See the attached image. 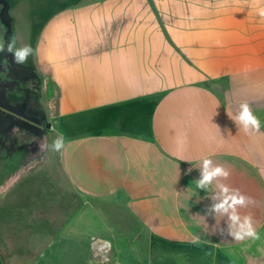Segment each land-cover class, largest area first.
<instances>
[{"label":"crops","instance_id":"0c3cea01","mask_svg":"<svg viewBox=\"0 0 264 264\" xmlns=\"http://www.w3.org/2000/svg\"><path fill=\"white\" fill-rule=\"evenodd\" d=\"M32 3L14 37L33 49L21 66L40 80L65 180L86 204L31 264H264V0ZM244 102L258 133L235 123ZM205 157L230 173L207 191L194 183ZM217 183L254 201L238 213L260 240L205 215Z\"/></svg>","mask_w":264,"mask_h":264},{"label":"rangeland","instance_id":"374dc122","mask_svg":"<svg viewBox=\"0 0 264 264\" xmlns=\"http://www.w3.org/2000/svg\"><path fill=\"white\" fill-rule=\"evenodd\" d=\"M7 3L11 18L9 40L16 36L24 40V26L28 20L24 15L32 11L34 16L33 8L36 9L37 4L32 0H9ZM4 33L5 28L0 23L2 42ZM57 135L54 127L48 129L40 141L45 147L34 161L21 168H12L8 173L0 163L1 264H31L37 255L36 245L43 235L56 234L57 225L62 226L73 216L76 219L83 216L85 198L67 184L60 165V153L50 147ZM59 244L67 242L60 241L56 246ZM55 254L69 260L68 252Z\"/></svg>","mask_w":264,"mask_h":264},{"label":"clouds","instance_id":"9594fccd","mask_svg":"<svg viewBox=\"0 0 264 264\" xmlns=\"http://www.w3.org/2000/svg\"><path fill=\"white\" fill-rule=\"evenodd\" d=\"M257 14L264 19V7H259ZM8 52L13 55L14 62L18 65L26 63L28 57L33 54V49L30 45L16 47L15 39H10L7 43L0 41V53ZM235 123L242 126L246 134L253 132L258 133L261 128L260 119L253 114L247 102L239 105V111L235 117ZM45 145H41L43 149ZM55 152H61L65 147L63 135H57L56 139L50 146ZM189 172L191 169L188 170ZM230 173L222 165H214L210 158H203L200 166V176L194 181L195 187L199 190L207 191L212 186L214 181H219L221 178L227 179ZM218 192L214 193L210 198L211 206L205 210V215L218 214L227 216L229 223L227 224V233L234 240L243 241L250 239L253 241L260 240V234L253 226L252 217L245 216L241 219L238 213L239 208L247 207L249 203H254L250 197H245L239 190L230 189L227 185L217 183ZM223 234V228L219 229ZM199 237L194 238L193 243H199Z\"/></svg>","mask_w":264,"mask_h":264},{"label":"flooded vegetation","instance_id":"af4514ba","mask_svg":"<svg viewBox=\"0 0 264 264\" xmlns=\"http://www.w3.org/2000/svg\"><path fill=\"white\" fill-rule=\"evenodd\" d=\"M6 53L4 52L0 56V84L6 90L9 100H12L14 96L17 97L10 103V107H13L21 115L42 122L40 129H26L16 117L0 114V163L9 173L10 169L21 168L38 157L41 150L40 141L48 130L45 129V124L47 122L51 124V122L41 118L42 110L38 105L40 80L36 75L25 80V75L19 74L18 76L22 78L21 81L15 84L8 82L7 76L15 73L5 58ZM11 88H14V93L17 92V94L9 92L8 90ZM11 125L14 126L11 127Z\"/></svg>","mask_w":264,"mask_h":264},{"label":"water","instance_id":"95a60500","mask_svg":"<svg viewBox=\"0 0 264 264\" xmlns=\"http://www.w3.org/2000/svg\"><path fill=\"white\" fill-rule=\"evenodd\" d=\"M1 8H0V23L4 26L5 28V33H4V42L9 41V36L11 34V18L9 16V5L6 0H0ZM5 58L7 62L10 65V68L14 70L15 74H9L7 76L8 82L9 83H17L22 80L19 74L25 75V80H27L30 76H34L35 74L33 71L28 68V67H23L21 65H18L14 62L13 55L11 53H6ZM14 88L9 89V92L14 93ZM17 94V92L14 93V95ZM19 98V97H18ZM17 97L14 96L12 100H9L7 98V92L4 89L3 85L0 84V114L5 115V116H10V117H16L17 119L20 120V122L25 126V128H36L40 129L42 126V122L39 120H33L31 118H28L24 115L19 114L13 107H10V103L15 101ZM44 120H46L45 114L42 112V117ZM14 125H11V127ZM51 124L47 122L45 124V129H50Z\"/></svg>","mask_w":264,"mask_h":264},{"label":"built area","instance_id":"2783aa9c","mask_svg":"<svg viewBox=\"0 0 264 264\" xmlns=\"http://www.w3.org/2000/svg\"><path fill=\"white\" fill-rule=\"evenodd\" d=\"M107 247H108V245H107V243H102L100 246H99V248L101 249V250H105V249H107Z\"/></svg>","mask_w":264,"mask_h":264}]
</instances>
